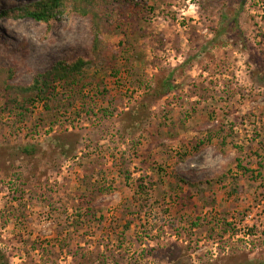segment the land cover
I'll return each mask as SVG.
<instances>
[{"label": "rangeland", "instance_id": "374dc122", "mask_svg": "<svg viewBox=\"0 0 264 264\" xmlns=\"http://www.w3.org/2000/svg\"><path fill=\"white\" fill-rule=\"evenodd\" d=\"M112 1L35 104L91 21L0 19V264H264V0Z\"/></svg>", "mask_w": 264, "mask_h": 264}, {"label": "trees", "instance_id": "16d2710c", "mask_svg": "<svg viewBox=\"0 0 264 264\" xmlns=\"http://www.w3.org/2000/svg\"><path fill=\"white\" fill-rule=\"evenodd\" d=\"M106 1L111 0H41L30 6L0 11V19L30 18L45 24L56 21L63 14L88 18L91 21L93 35L88 58H78L72 63H67L64 60L55 62L49 71L37 74L28 86H18L6 80L3 84L5 90L29 98L28 102L31 104L45 102L49 98H53L58 86L66 82L73 86H81V90L88 88L92 90L93 82H86L87 71L94 67L101 69L105 66L110 52L108 44L101 38L106 31V23L99 13V9ZM9 72V75L13 73L12 70ZM25 106L24 104L20 105L21 108ZM238 166L245 172H250V170L244 169L240 160Z\"/></svg>", "mask_w": 264, "mask_h": 264}]
</instances>
